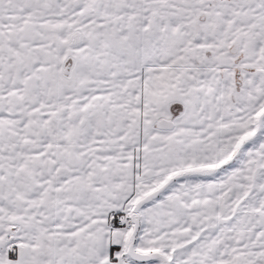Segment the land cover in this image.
I'll use <instances>...</instances> for the list:
<instances>
[{
  "label": "snow or ice",
  "instance_id": "1",
  "mask_svg": "<svg viewBox=\"0 0 264 264\" xmlns=\"http://www.w3.org/2000/svg\"><path fill=\"white\" fill-rule=\"evenodd\" d=\"M0 264H264V0H0Z\"/></svg>",
  "mask_w": 264,
  "mask_h": 264
}]
</instances>
